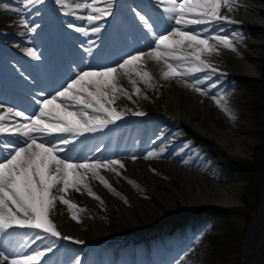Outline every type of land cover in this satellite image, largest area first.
Returning <instances> with one entry per match:
<instances>
[{
	"label": "bare ground",
	"instance_id": "bare-ground-1",
	"mask_svg": "<svg viewBox=\"0 0 264 264\" xmlns=\"http://www.w3.org/2000/svg\"><path fill=\"white\" fill-rule=\"evenodd\" d=\"M89 1L91 0H76L77 3H87ZM145 1L149 4L158 3V0ZM238 2L244 5V7L234 9L231 12H228L226 9H221V13L230 16L235 21H239V23L229 24L226 21H221L219 27L223 28L224 30L220 31L219 33L229 36L233 39V44L240 55L238 56L232 51L229 52L230 50L227 48L217 45L219 55L212 54L211 56L205 57L211 62L213 67L218 69L217 72H211L210 69H206L202 75L205 77L206 74H210L211 79L206 80L204 84L198 85V87L201 88L209 86L207 87V91L210 94L201 95L192 88L185 86L182 80L192 83L194 82L195 78H199V76H194L193 73L183 78L176 77L169 80L163 79L161 76V70L164 68L163 61L158 63L157 61L146 56L142 70H147L151 73L152 86H149L144 82L141 83L139 77L133 73L132 79L137 81L136 86L141 90L140 93L137 94L130 82L129 77L120 74L119 84L124 89H126L128 94L132 97L131 99H128L127 96L123 95L122 93H117L118 99H116L112 107H115L117 111L123 114L121 119L116 120L113 123H109L105 127L99 128L96 131L84 132L80 135H73L72 133H59L62 135L61 137L68 138V136H70L73 138H71V143L68 145L60 144L57 140L56 143L58 146L65 148L66 151L76 150L79 152L90 148H93V150L95 149L99 152L108 148H116L121 143V138L124 135V128L129 126L134 127L136 131L138 130L139 132H144L148 129L151 136L149 137L152 138V142L156 143L155 149L157 153V149H171L173 146L179 144L182 135L187 132L188 134L192 132L199 134L198 129H202L201 123L208 122V129L205 132V135L207 136L206 139H208L210 143L218 144L219 147H221V150H226L231 156L239 158L243 157L242 155L245 153V150L242 147V142L244 141L243 138H235L236 134H234V131L232 130L233 126H231L229 130H225L224 126L226 123H229L230 120L212 99L214 95L217 96V98L222 95L221 91H223L224 86H230L228 94L225 97L228 102L235 101L240 95L241 88L236 87V83H231L230 80L239 79L246 76L256 77L260 69L257 66L258 64L256 63L255 55L257 54V49H259L258 44L264 36L259 31H256L251 37L245 36V33L246 29L251 25L264 28V0H238ZM68 3H73V0H70ZM96 4L100 8L108 9L110 13L112 12L113 7L117 6L121 8L120 1L118 0H98ZM122 10L123 12H128V15H133V20L136 24L142 25L139 17L136 15L137 12L143 15L139 10L135 12L131 6L127 5H124ZM7 11L8 10L5 11L4 9H1L0 24L1 22L10 23L15 16L8 14L6 15L4 12ZM10 12L15 14L13 11ZM68 13L69 15H66V19L69 21L74 20L73 23L77 22V18L80 15L94 14L90 9L86 8H78L74 10L71 9L68 11ZM168 15L170 14L165 13L163 10H158L154 11L152 18L151 14L149 15V18H146L145 15L143 16H145V18L149 21L151 19L163 16L165 23L170 24V27H180L175 25L174 21H169L167 19ZM103 18H106V16ZM133 20L130 18V21L133 25V29L129 33L130 35L132 34L136 37L146 36L145 38L154 40L153 36L148 33L147 30L138 29L137 26L133 24ZM192 27L199 30L204 26L195 25ZM109 31L114 34L112 40L115 41L118 39V33L116 31L103 30L100 36L95 37L94 41L92 40L95 46H90L89 54H95L97 52L96 48L99 46L98 43L106 40L107 36L110 35ZM166 33L167 32L156 34L162 35ZM233 33H238L240 36H242V40L238 41L235 39L233 37ZM204 35L207 36L206 33ZM16 36H25V31L20 29ZM108 42L111 41L109 40ZM211 43L215 44L216 42L211 41ZM115 45L116 44H110L108 46L106 45V47L117 49ZM137 51L138 50H132L130 56L135 55ZM149 51L150 50H146L144 52L148 53ZM188 51L191 50L189 49ZM190 59L191 58H189V60ZM169 62L173 64H180L182 69H186L191 66L190 63H185L179 60H169ZM116 66L117 65H113L111 67ZM213 83L216 84L215 88L210 87V85ZM144 100L146 101L144 102ZM144 106L150 110L147 112V114H149L146 118L147 122L148 120L150 121V119L152 121H156V124L153 123V126H149L151 129H149L147 127L148 125L145 124L146 121L138 122V120L142 119V115L133 117L135 119H128L129 121L123 120L126 113L142 112V107ZM181 106H183V108ZM79 110V108H76L74 111ZM88 111L90 115H96V113H92L90 109ZM193 117H196L198 122L195 123L193 121ZM163 119L173 121L174 123L178 122L183 131L170 135L167 133L168 127L166 126L165 122L161 123ZM188 121L193 123L194 126L190 125ZM106 129H109V134L115 133V131L117 132L115 133L116 136H114L115 138L112 141L106 142L103 141L102 137L97 136ZM140 135H142V133ZM97 151L92 153L90 149L92 154L88 155L85 159L79 160L77 158H73L71 161L73 163H82L87 160L89 163H91L97 160L101 162L107 160H120L121 163L124 164V168H119L118 165L116 166L118 172L120 173L118 175L119 179L116 178L118 176L115 177V175H117L115 172L103 168L99 169V174L103 176L111 185L110 190L109 188L105 187V185L102 184L98 179L93 178L91 173L87 174L86 182L91 187L92 191L101 198L103 201L102 204L93 196H90L87 192V189L83 188L82 186L80 192H77L74 189H69L67 198L78 205L80 210H70L67 205L57 201L56 207L50 211V219L55 224L56 230L60 232V237H53L49 233H45L40 229H33L27 226L20 227L16 225V230L23 229L24 231L29 232L33 238H35L36 233H39L42 237H44L41 240H37V249H43L49 246L47 243L49 238H61L66 242H68L67 240L85 241L87 239V234L84 230L85 228H89L91 230L93 240L96 243L104 240L117 241L119 237L118 234H128L129 238H131L129 231L132 229L134 224H138V221L141 223L140 225L138 224L139 228L143 230L144 228L150 229L154 227L164 218H171V215H174L175 213L168 212L167 206L170 202L173 203L174 199L179 200L181 205L185 209L189 210H194L197 207L203 209L207 207L222 209L224 207L228 208L238 205L241 206L238 196L239 193H237L241 188V185L238 184V181L236 180L237 177H233L234 175L231 173L217 178L211 174H204V171L202 172L203 169L200 170L195 167L191 168L189 164L185 163V161L178 162L174 159V161H160L154 159L153 156L149 157L148 155H139V153L136 151H132L130 154L128 153L126 155L114 153L109 157H102L97 153ZM62 154L63 153H61V155ZM133 157H135V159H133ZM150 165L156 166L158 171L151 170ZM80 171L83 172L84 170L81 169ZM168 178L174 179V182H170ZM166 183L172 187L173 191L171 193L158 191V185ZM124 199L130 202V206L129 204L124 203ZM92 209L99 211L100 214L102 213L105 220L90 218L88 213L96 212ZM73 212H75L76 215L78 213H83L82 216L85 215V219H72ZM83 221L85 223H83ZM63 237H70L71 239L66 240ZM204 245L205 244L197 245V247L192 250L189 255L183 256L182 260H180L177 264H183L182 262L186 260H189L195 264H202L199 262L201 254L204 252L202 251ZM23 254H25V252L18 254L13 258H19V256ZM260 258H264V207H262L261 210H259V212L256 214L255 222L247 237L244 247V264H257L256 262ZM0 264L5 263H2V260L0 259Z\"/></svg>",
	"mask_w": 264,
	"mask_h": 264
},
{
	"label": "snow or ice",
	"instance_id": "snow-or-ice-1",
	"mask_svg": "<svg viewBox=\"0 0 264 264\" xmlns=\"http://www.w3.org/2000/svg\"><path fill=\"white\" fill-rule=\"evenodd\" d=\"M35 0H25L21 7H11L3 5L4 10L22 13L28 4L34 3ZM98 0H91L88 3H77L73 0L76 8L90 9L96 15H88L87 20L90 22L101 20L104 16L110 14L108 9L95 7ZM57 3L63 4L64 0H57ZM159 4H166L163 8L169 21H174L175 25L166 34L157 35L153 25L145 16L139 12V17L143 27L147 29L154 40V47L148 53L137 52L135 55L124 59L116 67H105L100 70L81 71L76 78L67 84L62 91H58L51 99L37 101L40 105L39 113L31 116L25 115L22 111H16L12 108L6 109L0 113V133H11L12 135L24 138L22 143L19 141L3 142L0 141V148L5 149L0 152V239L8 235V230L14 225L20 227H29L43 230L53 237H60V232L50 219V211L56 207L57 201L68 206L71 209H77L78 205L67 198L69 189L77 192L81 191V186L87 189L90 196L96 200L103 201L96 195L91 187L87 184V174L91 173L92 177L98 179L105 187L111 190L108 181L99 174V169L103 168L117 175V170L124 168L120 160L93 161L87 160L82 163H73L65 153L66 149L59 147L60 144L68 145L71 141L65 137L56 136L53 139H46L53 133H72L80 135L84 132L96 131L105 127L109 123L121 119L122 113L117 111L112 105L118 99L117 93H122L131 99L127 90L119 84L120 74L129 77L131 84L137 94L140 88L137 87V81L132 79V74L140 78L145 84L152 86V75L147 70H142L145 57H149L158 63L163 61L164 68L161 70V76L165 80L176 77H186L191 73L200 72L204 69H210L211 72H217L218 69L213 67L211 62L205 57L212 54L219 55L217 45H222L233 53L240 55L233 44V39L229 36L207 35L212 28L221 21L229 24L239 23L230 16L221 13V9L228 12L234 9L244 7L238 0H158ZM110 7V5H109ZM20 24L27 26L23 19ZM202 25L204 27L197 30L192 27ZM73 27V25H69ZM103 25L93 28V32H99ZM77 31L84 32L85 29L77 28ZM223 31V28L219 29ZM34 31V29H29ZM233 37L238 41L242 36L233 33ZM216 41L217 43H211ZM191 51H188V50ZM28 55L34 56L35 53L27 50ZM38 58V57H37ZM189 58H191L189 60ZM169 60H179L190 63L191 66L182 69L180 64L170 63ZM211 79L210 74H206L203 79L195 78L194 82L182 80L186 87L192 88L201 95H207V87L201 88L198 85L204 84L206 80ZM215 88L216 84L210 85ZM58 98H63L71 104L57 102ZM218 107L226 114L229 120L235 121L236 115L225 96H213ZM223 102V103H222ZM0 105V108H3ZM79 108V111L71 110ZM96 115H90L88 110ZM134 115H144L142 112L133 113ZM22 117L27 123L15 122L14 118ZM38 134V135H37ZM154 153L149 152L148 156ZM147 158V157H146ZM135 159V157H133ZM187 163V162H185ZM84 170L81 172L80 170ZM114 191V190H113ZM72 219L78 220L75 212L72 213ZM71 239L70 237H63ZM43 237L36 233V240ZM80 243V241H77ZM51 251V249H48ZM44 253L37 251L35 255H21L19 258L10 260V264H38L40 257ZM0 258L8 261L9 257L4 251H0Z\"/></svg>",
	"mask_w": 264,
	"mask_h": 264
},
{
	"label": "rangeland",
	"instance_id": "rangeland-1",
	"mask_svg": "<svg viewBox=\"0 0 264 264\" xmlns=\"http://www.w3.org/2000/svg\"><path fill=\"white\" fill-rule=\"evenodd\" d=\"M68 1L70 0H64V3L60 4L57 3V0H35L34 3L28 4L27 8L24 9L22 13H18L17 15H24L25 13H28L30 17L36 18L38 20H44L46 18L48 19V17H52L53 15H58L59 13L64 14L66 13L67 10L74 9L75 4L74 3H73L74 5L68 4L67 3ZM118 1L124 2V0H118ZM134 1L141 4L140 0H134ZM23 2H25V0H0V11L1 9H3L2 6L5 4L15 8V7H21ZM165 6L166 4L154 3L152 5L142 6V8L143 7L145 9L148 8L149 10L152 9L163 10ZM95 7H98V5L95 4ZM158 21L163 22V19H160ZM220 24L221 23L219 22L216 25L210 26L212 28V31L209 34L225 36L224 34L219 33L220 32L219 29L221 28L219 27ZM37 26H40V23L37 21H33L32 23H30V21L27 22V26H26L28 27L26 31L27 37L25 36V38H29L30 40H32L34 37H41V39L43 40L47 36L48 31L46 30L44 31L40 29L42 27L39 28ZM170 26H171L170 24L167 25L165 24V22L161 24L160 23L158 24L156 22L153 25V29L155 33L160 34V33L168 32L171 29ZM30 28L34 29V31H29ZM256 31L261 32L264 36V28L255 25H251L246 29L245 36L251 37L255 34ZM209 34L206 33V35ZM152 41L153 40L148 38L145 39L138 38L135 41L133 39H129L127 42V44L129 43L128 46L119 47L118 53L117 51L99 52L100 55H98V61L95 60L96 63L94 62V65L102 68L118 65L121 62H123L124 59H127L129 57L130 52L132 50H138L140 52L151 50V48L155 46L154 42ZM51 44L52 45L56 44L54 39H52ZM88 44L89 42L86 39V41H83V43L79 45L80 46L79 49L81 50V52H83V50L88 49ZM258 48L259 49H257V54L255 55L256 63L258 64L257 66L258 68H260L257 76L256 77L246 76V77H241L239 79L230 80L231 83L232 82L236 83L235 86L241 88V90H240V95L235 101L228 102V105L231 107V109L234 111L236 115V119L235 121L230 120L229 123H226V125L228 126L225 125L224 128L225 130H229L231 126H233L232 130L234 131V134H236L235 138H240V137L243 138L244 141L242 142V147L245 150L244 155H242L243 157L239 158V157L231 156L229 152H227L226 150H221V147H219L218 144L210 143V141L206 139L207 136L205 135V132L208 129L207 127L208 122L201 123L202 129L200 130L198 129L199 134L194 132L188 134L187 132L182 135L179 142L180 145L177 144L176 146H173V148L171 149H167V148L166 149L162 148L160 150L157 149V153L155 149L156 143L152 142L153 140L152 138H150L151 136L148 129L144 131L145 133L143 131L139 132L138 130L136 131L134 129L133 130L129 129L128 131L131 130L130 133L132 135L134 134L133 137L130 135L128 136L127 133L122 138L120 146L117 147V149L115 150L106 149L101 152L103 156H110L113 153H118V152L126 154L129 153L130 151H136L140 155L146 156L148 155V152L151 151L152 153L157 154V155L156 154L153 155V158L156 160H160V161L162 160L165 162L167 160H173V159L178 162L185 161L187 162V164H189L191 168L195 167L200 170L203 169L202 172L204 171L203 172L204 174H211L212 176L214 175L217 178H220L225 174L231 173L232 175H234L233 177H237V179L236 178L235 179L238 181V184L241 185V188L237 192L239 193L238 196L240 199L241 206L238 205V206H232L234 208L232 207L222 208V209H227L228 210L227 212H222L221 208L207 207L203 209L197 207L195 208L193 213L188 214L186 212V209H184L183 206L181 205V202L177 199H174L173 203L170 202L168 204L167 209L168 212L172 211L174 213H177L178 215L180 214V217L177 220L170 221L171 223L170 222L168 223V220H164V226L158 231H154L153 233L143 235V233H141L140 228L138 226V224L140 225L141 223L140 221H138V224H134L132 229L129 231V234L132 235L131 238L128 237L129 236L128 234L127 235L118 234L119 238H121L120 242L112 241L111 242L112 245H111V243L107 241H101L98 243L90 242L93 241L92 232L89 228H85L84 230L87 234L86 236L89 241V244L82 247H76L70 244H65L64 241L59 238L56 239L49 238L48 239L49 241L50 240H54V241L51 243L50 247L46 249L38 250L39 252L44 253V255L40 257V260L38 262H41V264H177L179 263L180 260H182L183 256L189 255L190 252L197 247V245L205 244L202 249V251L204 252L201 254L199 263L242 264L241 257H242L243 240L247 230L250 229L252 222L254 220L253 214L256 213L257 208L259 207L260 203L263 200L264 182L262 184V187L260 188L261 190L260 197L256 198V191L254 188L251 187V184L248 182V177H251L252 175L245 174L246 171H244L245 173H243V171L242 172L239 171L235 166L234 168L232 164L230 165V160L240 159V160L250 161L253 149L257 148L258 145L261 144L260 142L264 140V122L260 124L261 127H258L259 124L255 122L252 114H250L249 111H246L244 109V104L246 103V101L250 102L248 98V93L245 91V86L248 85L247 79L252 80L256 83L264 82V79L261 78L262 75H261V63H260L261 59L264 58V37L259 42ZM76 56L81 57L78 54H76ZM86 58L87 57L85 55L83 61H87ZM90 63H93V61H90ZM205 71L206 69L200 72H194L195 74L193 73V75L194 76L196 75V77L199 76V78L203 79L204 76L202 75V73ZM140 82L143 83V81ZM39 85L41 89H39V91H37L36 94L45 95L47 94L48 86L51 85V82L44 81ZM223 88L221 94L226 96L228 94L230 86L228 87L224 86ZM262 100L264 101V98H262L261 101ZM145 101L146 100H144V102ZM181 107L183 108V106ZM142 108L145 111H150L147 108H145V106ZM193 118H194L193 121L195 123L198 122L196 117ZM163 122H165L166 126L168 127L167 133H169L170 135L183 131L182 127L178 122L174 123L173 121H168L164 119L161 123ZM153 123L156 124V121H152L151 119L150 121L148 120L147 127L151 129L149 126H153ZM188 123L194 126L193 123H190L189 121ZM177 129H179L180 131ZM141 133L144 136L140 135ZM135 135L136 136L139 135L137 136L138 138ZM6 138L11 141H17L18 139L19 141H22L21 137L18 138L12 135L11 133H7ZM112 138H113L112 135H110V140ZM94 151L96 152L95 149L93 150L91 148V152L94 153ZM91 152L90 149L82 152L71 150L65 153V155L66 156L69 155V157L70 156L73 157L77 155L79 158H83L91 154ZM150 168L153 171H158L156 169V166L154 165H150ZM116 176L118 175H115V177ZM116 178L119 179V176ZM259 178H260V174L257 173L256 183H258V181L260 180ZM168 179L170 180V182H174L173 181L174 179L171 178ZM158 187L160 188V190L158 188V191L160 192L171 193L173 191L172 187H170L168 183L160 184L158 185ZM245 199H247V203L244 201ZM254 201L257 202L255 210L254 211L252 210L251 212L247 213L246 210L248 205L254 203ZM124 203L129 204L130 206V202L128 200L124 199ZM92 210L96 211L94 209ZM215 210H217L218 212H216ZM82 214L83 213L77 214L80 220L85 219L84 217L85 215L82 216ZM88 216L92 219L95 218L101 220L104 219L103 217L104 215H102V213L100 214L99 211L88 213ZM198 221L199 223L196 224ZM83 223L85 222L83 221ZM8 233H9L8 235L0 239V242L4 239L14 240L15 237H19L18 239H20V242L17 243L16 246L19 245L20 247L24 248L26 246L30 247L35 245V243H31L30 237L28 238H25L24 236L21 237V235L26 233L25 231L19 230L18 232H16V230L9 229ZM212 235H218L223 237L229 236L228 237L229 239L226 238L227 248L221 250L222 247L220 248V246H217L215 243H213L212 239L210 238ZM112 248H114L115 250H113ZM48 249H51V251H49ZM182 263L195 264L189 260H186ZM256 263L264 264V258H260Z\"/></svg>",
	"mask_w": 264,
	"mask_h": 264
},
{
	"label": "trees",
	"instance_id": "trees-1",
	"mask_svg": "<svg viewBox=\"0 0 264 264\" xmlns=\"http://www.w3.org/2000/svg\"><path fill=\"white\" fill-rule=\"evenodd\" d=\"M261 78L264 79V58L261 59ZM248 85H246V92L248 93L249 101H246L244 104V109L246 111H249L250 114H252L253 119L256 123L259 124L258 127H261V123L264 122V101L261 99L264 98V82L263 83H256L252 80H248ZM260 101V102H259ZM263 102V103H261ZM260 118V120H259ZM261 144L258 145L257 148H254L251 155V160H240V159H234L230 160V163H233L239 171H246L245 174H251V177H248V182L251 184V187L255 189L256 191V198L260 197L262 184L264 182V140L260 142ZM257 173L260 174V180L258 183H256V175ZM254 186V187H253ZM250 188V189H252ZM247 197V196H246ZM255 198V199H256ZM247 203V199L244 200ZM256 203L249 204L247 207V213L254 211L256 208ZM229 237V236H228ZM223 236L218 235H212L210 238L212 239L213 243H215L217 246H220L221 250H224L227 248L226 238ZM229 239V238H228Z\"/></svg>",
	"mask_w": 264,
	"mask_h": 264
},
{
	"label": "water",
	"instance_id": "water-1",
	"mask_svg": "<svg viewBox=\"0 0 264 264\" xmlns=\"http://www.w3.org/2000/svg\"><path fill=\"white\" fill-rule=\"evenodd\" d=\"M262 207H264V197H263V200H262V202L260 203L259 207L257 208L256 213L253 214V216H254V220H253V222H252L251 227H252L253 224H254L256 214L259 212V210H261ZM225 211L227 212L228 210H225ZM251 227H250V229H251ZM250 229L247 230V232H246V234H245V237H244V240H243L242 257H241L242 264H244V245H245L246 238H247V235H248V232L250 231Z\"/></svg>",
	"mask_w": 264,
	"mask_h": 264
}]
</instances>
